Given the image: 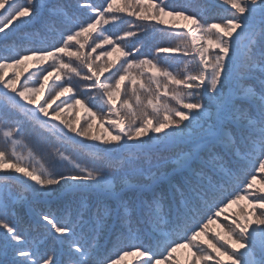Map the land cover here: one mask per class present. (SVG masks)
<instances>
[{"label": "snow or ice", "instance_id": "snow-or-ice-1", "mask_svg": "<svg viewBox=\"0 0 264 264\" xmlns=\"http://www.w3.org/2000/svg\"><path fill=\"white\" fill-rule=\"evenodd\" d=\"M0 264H264V0H0Z\"/></svg>", "mask_w": 264, "mask_h": 264}, {"label": "trees", "instance_id": "trees-1", "mask_svg": "<svg viewBox=\"0 0 264 264\" xmlns=\"http://www.w3.org/2000/svg\"><path fill=\"white\" fill-rule=\"evenodd\" d=\"M180 23L183 24V23H185V22L181 21ZM28 67H29V69L32 68V64H31V62H28ZM177 67H178V70H182V69H183V64H179ZM24 154H27V149H24ZM46 166H47V165H46ZM242 203H243V202H242ZM229 211H230V212H231V211H239V208H238L236 205H233L232 209H230ZM49 243H50V242H49ZM178 255H180L181 257H183V255H184V250H181V252L178 253Z\"/></svg>", "mask_w": 264, "mask_h": 264}, {"label": "rangeland", "instance_id": "rangeland-1", "mask_svg": "<svg viewBox=\"0 0 264 264\" xmlns=\"http://www.w3.org/2000/svg\"><path fill=\"white\" fill-rule=\"evenodd\" d=\"M25 155H27V154H25Z\"/></svg>", "mask_w": 264, "mask_h": 264}]
</instances>
